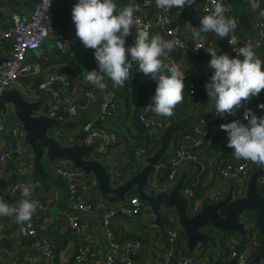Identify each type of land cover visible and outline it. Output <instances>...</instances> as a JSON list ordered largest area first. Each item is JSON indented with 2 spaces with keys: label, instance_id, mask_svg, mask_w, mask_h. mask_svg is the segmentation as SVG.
Returning <instances> with one entry per match:
<instances>
[{
  "label": "built area",
  "instance_id": "1",
  "mask_svg": "<svg viewBox=\"0 0 264 264\" xmlns=\"http://www.w3.org/2000/svg\"><path fill=\"white\" fill-rule=\"evenodd\" d=\"M58 1L50 0V7H48V0H39L29 18L26 19L19 14H14L12 17L13 23L10 27L5 28L0 25V51L5 49L6 42L11 43L7 51L8 55L0 63V94L5 89L16 84L28 98L32 99L40 97L44 92H52L54 100L69 96L73 82L64 72L52 70L38 84L33 85L24 82L26 76L36 71L27 62L28 55L40 48L46 39L55 34L53 14ZM71 1L75 4L78 2V0ZM198 1L201 3L204 12L206 7L209 9L213 7L211 0ZM220 2L229 6V0H220ZM127 5H131L134 8L139 7V11H134V18H138V27L140 29L148 30L150 35L154 31H158L165 40L173 42L174 49L170 52L172 58L169 64L176 66L178 70L181 71L177 61L179 56L186 53L190 58L197 59L206 52L205 48L210 47L207 40L201 39L198 41L193 36L186 38L181 32L180 24L168 20L170 10L158 8L155 0H136L128 2L124 6ZM146 10H149L150 13H146ZM225 15L229 16L228 13ZM67 20V25L75 26L72 17H69ZM258 29L262 34V38L245 42H242L233 32L230 33V36L235 35L239 41L235 46H231L228 43V37L222 38L226 40L228 49L233 57L237 56L236 51L244 44L253 45L254 51L264 48V8H260L259 10ZM55 37L56 47L61 51H65L67 49L66 37L63 34H55ZM134 43L135 36L131 38L128 46L134 45ZM198 43H202L205 48L202 47L194 51L195 45ZM36 69L41 70L39 63ZM96 70L98 71L99 69ZM212 73L213 70L208 69L195 71L190 76L185 74V90H187L190 100L194 101L197 98L198 92L210 80ZM107 79L105 78L107 87L104 90H100L94 86L95 90L101 91L102 96L99 112L82 126L83 144H90L97 138L103 139L99 146L91 153V157L102 163L103 161L100 157H106L112 146L119 140L118 135L114 131L108 130L103 125V122L118 117L120 106L118 88H114L112 81ZM131 81H133V71L132 78L130 77L126 83ZM256 97H251L241 108L237 109L234 116L228 114L223 116L218 115L215 112L214 106L209 111L200 112L196 120L189 126L187 134H178L171 153L156 165L155 172L150 179L152 185L161 190H170L180 177L184 173H187L181 193L188 199L191 213L198 212L206 204L216 203L225 198L232 185L234 186L233 198L244 196L250 177L258 166L251 161L236 160L234 157L229 160L217 156L210 157L206 150L214 140L216 132H226L220 128L221 124L230 123L233 120H239L245 125L248 124V121L244 119V112L247 109L252 110ZM54 100L50 101L49 106ZM90 100H92L91 94L85 99V103L87 102L88 106L91 104ZM260 103H264V99L261 100L260 98L258 105ZM148 105L151 107L152 101L146 98L142 99L136 114L137 122L144 130L146 139L134 148L131 174L139 171L146 163L145 157L152 154L158 148L162 134L166 128V122L160 120L159 116L150 110V107L146 108ZM82 109H84V103L83 105L73 103L68 106L66 114L60 115L59 118L62 120H76L79 118ZM258 109L264 115V109H260L259 107ZM52 114H55V112L53 111ZM10 115L12 118L11 134L19 140V143L17 146L3 143L6 123L0 112V182L6 175L4 167L10 165L11 162L15 167L20 166L23 158L26 157L28 159L31 152L24 141V128L16 117L13 119V112H10ZM15 121L19 124H15ZM52 169L56 170L66 180L70 205L78 211L94 213L96 211L95 203L84 193V187L88 184V174L68 160L54 165ZM110 172L112 177L117 176L116 171L111 169V167ZM207 177L216 178L214 181H208ZM43 184L44 181L36 178L17 181L0 193V196H3L10 206L18 207L21 198H23L22 186L29 185L32 188L31 199L39 201V206L36 210V212H39L49 208L47 202L37 197L38 191ZM258 190L264 195V175L259 178ZM59 196L60 191L55 193L56 199ZM146 206L147 204L136 192L129 195L128 203L110 205L105 200H102L100 203L102 210L101 219L107 230L108 237L115 239L113 222L116 218L138 217ZM66 216L71 225V231L79 239L84 231V225L81 223L80 217L73 214H66ZM2 217L0 216V222ZM239 219L245 222L244 236H240L237 232L221 230L213 225L206 226V229L210 233L216 232L215 234H211L217 236L221 245L222 258L218 260L211 258L209 253L200 250L195 253L179 255L178 252L181 250L182 244L186 242L187 235L181 228L171 224L167 225L164 232L168 238V250L163 255L165 261L167 264H255L254 256L260 251L262 243L256 211L246 210L241 213ZM169 221L170 219L168 218ZM17 229L23 237L37 236L39 231L33 217H31L30 221L19 224ZM34 248L41 257L37 264H59L54 242L50 235H42L34 243ZM142 248L143 244L140 240L129 242L127 247L129 252H139ZM95 255L96 252L93 246L80 243L74 256V262L75 264H83L86 260L94 258ZM10 264H22V256H16L11 260ZM105 264L142 263L130 258L120 261L116 256L110 254L107 256Z\"/></svg>",
  "mask_w": 264,
  "mask_h": 264
},
{
  "label": "crops",
  "instance_id": "2",
  "mask_svg": "<svg viewBox=\"0 0 264 264\" xmlns=\"http://www.w3.org/2000/svg\"><path fill=\"white\" fill-rule=\"evenodd\" d=\"M38 1L39 0H0V25L5 28L10 27L13 23L12 17L14 14H19L26 19L29 18ZM131 1L136 0H115L120 9ZM256 2L259 4V7L253 9L251 7L252 0H229L230 12L228 13V17L237 20V27L233 33L242 42L262 38V34L258 29V20L259 10L260 8H264V0H256ZM74 5L75 3L71 0H59L55 5L53 14L55 34H63L66 37L67 49L61 51L56 47V37L54 34L46 39L40 48L31 52L27 58V62L30 63L36 71L24 78L26 84L34 85L40 83L52 70L66 73L73 82V87L69 96L65 98H56V100L52 98L54 102L46 107L47 112L52 114L54 111L55 114L53 115L57 117L65 115L68 106L73 103L82 105L84 103L83 112V110L92 104L94 98H99L101 95L100 90H95L94 85L87 83L83 79L87 71L98 69V65L95 59L94 49L85 48L83 43L76 37L75 26L67 25V19L72 17L71 13ZM247 11H251L253 14L250 15L248 19L249 29H247L246 25H243L239 19V16ZM145 12L150 13L149 10ZM205 14L201 3L198 0H194L191 6H185L183 9L172 8L168 14V20L180 24L182 34L186 38H190L193 36V27H200L201 17ZM254 14H257L258 18ZM157 33L162 36L158 31H154L151 35ZM135 35L136 28L133 27L132 34L126 38V46L130 44L131 38ZM205 35L206 36L202 34V39L207 40L210 47L212 46L217 49V55L227 53L230 57H233L225 39L218 37L211 31ZM10 45V42H6L5 49L0 51L1 61H4L8 55L7 51ZM255 53L264 61V48L256 50ZM171 56L172 54L169 53L165 63H169L172 58ZM210 60L211 54L208 52H204V54L197 59L190 58L186 53L177 58L181 71L189 76L195 71L213 70L209 66ZM38 63L41 65V70L36 69ZM107 80H109V78ZM208 82H210V80ZM117 88L120 96L119 115L115 119L103 122V125L108 130L114 131L118 135L119 140L112 146L106 157H100L104 164H109L111 169L116 171L117 176L112 177L114 185L122 183L131 175L130 170L133 163L134 148L146 139L144 130L137 122L136 114L142 99L146 98L151 100V97L155 93L156 82L148 76H145L143 72L138 70V65H135L133 69V81L125 83L123 88ZM90 94L92 95V100H90L91 104L88 106L87 102L85 103V99ZM256 98L257 100L260 98L261 100L264 99V90H262ZM29 99L32 100V98ZM201 101H204L206 105L200 112L209 111L214 106V102L209 100L205 86L200 89L194 101L190 100L187 90H184V100L176 106L173 116L180 118L186 115L194 110ZM254 110L255 106L252 108L253 112ZM261 116L264 115L261 113ZM15 124L19 123L15 121ZM60 134L61 135L58 136H60L63 144L83 143L82 127L73 131L60 132ZM228 139V133L221 131L216 132L214 140L206 150L208 156H215V153L212 151L213 145L215 146V144L224 142ZM3 143L17 146L19 140L13 137L10 131L9 133H4ZM230 154L232 155V151ZM232 157L233 155L230 158ZM230 158L226 159L229 160ZM28 159L24 157L20 166L15 167L11 162L10 165L4 167L6 175L0 182V193L5 191V189L14 182L19 181L20 175L26 174L32 169L33 155L31 152L29 153ZM64 160L66 159L51 161V163L49 162L47 165L49 168H51V166L53 168L54 165L62 163ZM215 178L216 177H207L206 179L208 181H214ZM36 179L41 180L40 178ZM87 183L88 184L84 187V193L94 201L96 206V211L94 213L78 211L71 205L72 212H62L57 206L59 197L58 199L55 198V193L59 192V189L54 184L44 181V184L38 191L37 197L47 202L49 208L35 212L32 216L39 230L37 236L23 237L17 229L19 224L16 223L15 216H3L0 222V236H7L12 239L15 252L13 255H10L3 247H0V264H10L11 260L18 255L22 256V264H37L41 257L40 254L36 252L34 243L40 239L42 235H50L53 239L59 264H75L74 256L80 243L93 246L96 252L94 258L86 260L83 264H105L107 256L110 254L116 256L118 260L123 261L129 256V251L127 249L128 243L134 240H140L143 244V248L139 252L133 251L142 256V264H167L163 255L168 250V238L165 233L161 234L160 228L153 223L154 216L149 206L147 205L148 208L143 210V212L146 213L138 217L116 218L113 222L115 239H110L101 219L102 210L100 203L104 198L99 192L98 181L94 176H89ZM22 199H24V197L21 198V200ZM66 214H73L80 217V221L84 225V231L79 239L78 236L71 231V225ZM163 217L166 226L171 224L182 229L178 222L177 210L174 206H167L166 210L163 211ZM168 218L170 219V223L168 222ZM211 233L215 234L216 232L213 231ZM200 247L201 245L198 244L195 248L189 250L188 240H186L178 253L179 255L192 253L196 248H198L197 251H202ZM203 252L209 253L213 259L218 260L222 258L221 246L214 249L209 245Z\"/></svg>",
  "mask_w": 264,
  "mask_h": 264
},
{
  "label": "clouds",
  "instance_id": "3",
  "mask_svg": "<svg viewBox=\"0 0 264 264\" xmlns=\"http://www.w3.org/2000/svg\"><path fill=\"white\" fill-rule=\"evenodd\" d=\"M160 9H183L191 6L194 0H155ZM211 9L200 20V27H193V38L201 40L202 34L213 32L220 38L228 37V43L235 46L239 41L234 32L237 20L225 14L230 7L220 0H211ZM50 7V0H48ZM251 7L258 8L256 0ZM139 7L131 5L120 9L115 0H78L72 8V20L76 28V37L85 48L94 49L98 71H87L83 79L100 90L107 87L105 77L112 81L114 88H123L132 78L134 65L145 76L155 80L156 89L151 97L150 110L159 117H171L176 106L184 100L185 73L176 66L165 63L174 49L172 41L165 40L160 34L150 35L146 29L138 27L139 20L134 18ZM136 28L135 43L126 46V38ZM204 47L195 45L194 51ZM205 48V47H204ZM234 49V48H233ZM235 50V49H234ZM211 54L209 66L214 70L210 82L205 84L209 100L214 102L218 115H235L251 97L258 96L264 90V61L255 53L253 45L244 44L236 51V57L227 53L217 55V49L205 48ZM130 57V58H129ZM241 57H243L241 59ZM264 109V103L258 105ZM245 125L239 120L221 124L220 128L228 133L227 147L233 149L236 160L251 161L264 167V116H257L251 109L244 112ZM22 199L18 207H12L0 196V216L15 215L16 223L30 221L39 206V201L31 199L32 188L22 186Z\"/></svg>",
  "mask_w": 264,
  "mask_h": 264
},
{
  "label": "water",
  "instance_id": "4",
  "mask_svg": "<svg viewBox=\"0 0 264 264\" xmlns=\"http://www.w3.org/2000/svg\"><path fill=\"white\" fill-rule=\"evenodd\" d=\"M250 15H253L251 11H247L239 16L240 22L245 24L247 29H249ZM254 15L258 18L257 14ZM52 98L53 93L46 92L40 98L30 100L16 84L0 94V112L6 123V133L11 131L10 109H13L15 117L25 130L24 141L33 155L32 169L28 173L20 175L19 181L40 178L54 184L60 191L57 206L62 212H72L66 180L47 165L58 159L69 160L77 168L97 179L99 192L110 205L128 203L129 195L137 192L151 209L154 216L153 223L160 228L161 234H164L166 230L162 208L163 206H174L177 210L178 222L187 235L189 250L198 244L201 245L202 251L209 245L214 249L221 246L217 236L206 229L208 225L227 232H237L244 236L245 222L239 219L240 213L244 210H255L257 224L262 235V248L255 254L254 262L255 264H264V195L258 190L259 178L264 175V167L258 166L252 173L244 196L233 198L234 186L232 185L225 198L216 203L204 205L196 213H191L188 199L181 193L187 173H184L170 190H161L153 186L150 181L156 165L171 153L178 134H187L189 126L205 107L204 101L180 118L159 117L160 120L166 122V128L158 148L145 157L146 163L139 171L128 176L122 183L114 185L110 166L90 157L93 150L103 141L102 138H97L90 144L79 142L63 144L60 136L54 132L73 131L86 124L93 115L99 112L102 96L94 98L92 104L83 110L80 118L72 121L61 120L46 111ZM0 247H3L10 255L15 252L10 237L0 236ZM128 255V258L142 262L143 258L138 253L130 251Z\"/></svg>",
  "mask_w": 264,
  "mask_h": 264
},
{
  "label": "trees",
  "instance_id": "5",
  "mask_svg": "<svg viewBox=\"0 0 264 264\" xmlns=\"http://www.w3.org/2000/svg\"><path fill=\"white\" fill-rule=\"evenodd\" d=\"M258 100L256 98L254 101V106H255L254 113H257L258 114V115L256 114L257 116H259V115L261 116V113L258 109ZM222 144H223V142H219L218 144H215V146L213 145V147H212L213 153H215V154L219 153L220 157H222V158H230L232 155L228 151L225 152V149H223V147L221 146ZM261 248H262V243L260 246V250H261Z\"/></svg>",
  "mask_w": 264,
  "mask_h": 264
},
{
  "label": "rangeland",
  "instance_id": "6",
  "mask_svg": "<svg viewBox=\"0 0 264 264\" xmlns=\"http://www.w3.org/2000/svg\"><path fill=\"white\" fill-rule=\"evenodd\" d=\"M10 112H14L13 109H11ZM12 117H13V119H15V116H14V115H13ZM54 132H55L57 135H61L59 131H54ZM62 139H63V138H62ZM227 142H228V140H225L221 146L223 147V149H225V152L228 151L229 153H231V151H233V149L227 147ZM215 156L220 157L219 153H216ZM220 158H221V157H220ZM222 159H226V158H222ZM50 163H51V162H50ZM166 207H167V206H163L162 210L165 211V210H166ZM147 208H148V206H146V207L144 208V210L147 209ZM144 213H146V212H143L142 214H144ZM142 214H141V215H142ZM197 250H198V248H196V249L193 251V253H195Z\"/></svg>",
  "mask_w": 264,
  "mask_h": 264
}]
</instances>
